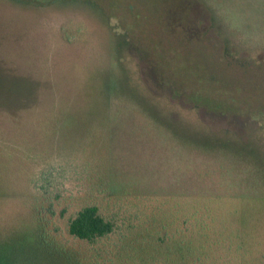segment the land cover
<instances>
[{
	"label": "rangeland",
	"instance_id": "374dc122",
	"mask_svg": "<svg viewBox=\"0 0 264 264\" xmlns=\"http://www.w3.org/2000/svg\"><path fill=\"white\" fill-rule=\"evenodd\" d=\"M68 158L107 171L118 197L103 207L121 222L151 201L264 230V0H0L9 264H45L31 179Z\"/></svg>",
	"mask_w": 264,
	"mask_h": 264
},
{
	"label": "trees",
	"instance_id": "16d2710c",
	"mask_svg": "<svg viewBox=\"0 0 264 264\" xmlns=\"http://www.w3.org/2000/svg\"><path fill=\"white\" fill-rule=\"evenodd\" d=\"M31 184L34 217H26V229L36 249L44 252L45 264H264V251H255L264 241V230L249 228L241 234L229 217L222 223L231 208L220 217L209 206L183 215L182 205L172 211L167 202L146 201L137 214L121 222L118 214L108 215L103 207L118 197L107 171L75 158L50 163ZM257 202L251 203L253 214L262 217L264 202ZM73 203L81 206L68 214ZM3 244L0 264H9L17 252ZM77 244L88 247L89 257L75 248Z\"/></svg>",
	"mask_w": 264,
	"mask_h": 264
}]
</instances>
